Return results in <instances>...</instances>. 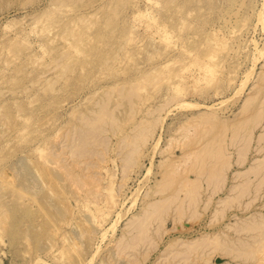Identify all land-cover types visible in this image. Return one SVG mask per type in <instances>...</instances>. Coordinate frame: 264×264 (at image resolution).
Wrapping results in <instances>:
<instances>
[{
  "label": "rangeland",
  "instance_id": "rangeland-1",
  "mask_svg": "<svg viewBox=\"0 0 264 264\" xmlns=\"http://www.w3.org/2000/svg\"><path fill=\"white\" fill-rule=\"evenodd\" d=\"M0 191V264H264V0H0Z\"/></svg>",
  "mask_w": 264,
  "mask_h": 264
},
{
  "label": "bare ground",
  "instance_id": "bare-ground-1",
  "mask_svg": "<svg viewBox=\"0 0 264 264\" xmlns=\"http://www.w3.org/2000/svg\"><path fill=\"white\" fill-rule=\"evenodd\" d=\"M133 93H134V92H133ZM129 94H130V93H129ZM131 97H132V96H131ZM125 98H126V97H125ZM127 98H128V97H127ZM129 99H130V98H129ZM250 100H251V99H250ZM248 101H249V100H248ZM247 103H248V102H247ZM248 104H249V103H248ZM102 107H103V105H102ZM103 108H104V107H103ZM104 110H105V109H103V111H104ZM105 111H106V110H105ZM110 112L113 113L112 111H110ZM104 113H105V112H103V113H99V114L101 115V114H104ZM99 114L96 113V115L100 116ZM108 114L110 115V113H108ZM108 114H107V115H108ZM107 115H106V116H107ZM98 116H97V117H98ZM106 116H105V117H106ZM112 116H113V115H112ZM97 117H96V118H97ZM109 117H111V115H110ZM109 117H108V118H109ZM98 118H99V117H98ZM101 118H102V121H103L104 116H101V117H100V120H101ZM108 118H107V119H108ZM258 118H259V117H258ZM262 118H263V116H262ZM94 119H95V117H94ZM107 119H106V120H107ZM110 119H112V118H110ZM91 120H92V118L90 119V122H91ZM100 120H99V121H100ZM104 120H105V119H104ZM112 120H113V119H112ZM250 120H251V119H250ZM255 120H257V119H255ZM259 120H260V119H259ZM88 121H89V120H88ZM92 121H94V120H92ZM96 121H97V120H96ZM102 121H101V122H102ZM87 123H89V122H87ZM91 123H92V122H91ZM94 123H95V122H94ZM97 123H98V122H97ZM92 124H93V123H92ZM88 125H89V124H88ZM94 125H95V124H94ZM89 126H90V125H89ZM90 127H91V126H90ZM96 127H97V126H96ZM97 128H98V127H97ZM94 129H95V127H94ZM90 130H91V128H90ZM91 131H92V130H91ZM94 131H95V130H94ZM84 133H85V131H84ZM90 133H91V132H90ZM86 134H87V132H86ZM88 134H89V133H88ZM94 134H95V133H94ZM81 135H82V134H81ZM89 136H91V135H89ZM234 137H235V136H234ZM237 137H238V136H237ZM238 138H239V137H238ZM244 139H245V138H244ZM247 139H248V138H247ZM83 140H84V139H83ZM3 142H4V141H3ZM245 143H246V142H245ZM210 144H211V143H210ZM212 144H213V143H212ZM247 144H248V143H247ZM213 146H214V145H213ZM205 147H206V146H205ZM215 147H216V146H215ZM243 148H244V147H243ZM73 149H74V148H73ZM220 150H222V149H220ZM220 150H219V151H220ZM210 151H211V150H210ZM73 152H75V151H73ZM73 152H72V153H73ZM203 152H204V151H203ZM216 152H217V151H216ZM220 152H221V151H220ZM240 152H241V151H240ZM72 153H71V154H72ZM76 153H77V152H76ZM79 153H80V152H79ZM79 153H77V154L79 155ZM217 153H218V152H217ZM217 153H216V154H217ZM223 153H224V152H223ZM198 154H199V153H198ZM202 154H203V153H202ZM241 154H242V153H241ZM245 154H246V152H245ZM206 156H207V155H206ZM217 156H218V155H217ZM208 157H209V156H208ZM221 157H222V156H221ZM197 158H199V157H197ZM210 158H212V157H210ZM239 158H240V157H239ZM204 160H205V159H204ZM197 161H198V160H197ZM201 161H203V160H201ZM243 161H244V160H243ZM195 163H197V162H195ZM195 163H194V164H195ZM201 163H202V162H200V164H201ZM228 163H229V162H228ZM204 164H205V163H204ZM226 164H227V162H226ZM196 165H197V164H196ZM201 165H202V167H203V163H202ZM210 165H211V164H210ZM218 165H219V163H218ZM228 165H229V164H228ZM213 166H214V164H213ZM215 166H217V165H215ZM215 166H214V167H215ZM220 166H221V165H220ZM220 166H217V167H220ZM222 166H223V165H222ZM229 166H230V165H229ZM229 166H228V167H229ZM257 166H258V165H257ZM204 167H205V166H204ZM199 168H200V167H199ZM210 168L213 169L211 166H210ZM211 169H210V170H211ZM221 169H222V168H221ZM216 170L219 171L218 168H217ZM259 170H262V168L259 169ZM197 171H198V170H197ZM200 171H202V170L200 169ZM202 172H204V171H202ZM214 172H215V171H214ZM216 172H217V171H216ZM253 172H254V171H253ZM209 173H210V171H209ZM212 173H213V171H212ZM217 173H218V172H217ZM221 173H222V172H220L219 175H221ZM240 174H241V173H240ZM201 175H202V174H201ZM242 175H243V174H242ZM221 176H222V175H221ZM210 177H212V176H210ZM219 177H220V176H219ZM219 177H217V178H219ZM23 178L25 179L26 177H23ZM208 178H209V177H208ZM215 178H216V177H215ZM205 179H206V178H205ZM185 180H187V179H185ZM216 180H217V179H216ZM24 181H25V180H23V182H24ZM220 181H221V180H220ZM222 181H223V180H222ZM186 182H187V181H186ZM193 182H194V181H193ZM218 182H219V181H218ZM20 183H21V182H20ZM20 183L18 184V186L20 185ZM190 183H192V182H190ZM25 184H26V182H25ZM246 184H247V183H246ZM2 185H4V183H3ZM183 185H184V184H183ZM190 185H191V184H190ZM6 186H7V185H6ZM8 186H9V185H8ZM16 186H17V185H16ZM20 186H21V185H20ZM25 186H26V185H25ZM10 187H11V186H10ZM238 187H239V186H238ZM1 188H2V187H1ZM3 188H4V187H3ZM7 188H8V187H7ZM17 188H19V187H17ZM21 188H22V187H21ZM26 188H27V186H26ZM26 188H25V189H26ZM183 188H184V187H183ZM25 189H24V190H25ZM236 189H237V188H236ZM246 189H247V188H246ZM21 190H22V189H21ZM14 191H15V190H14ZM233 191H234V190H233ZM243 191H244V190H243ZM243 191H242V192H243ZM245 191H246V190H245ZM0 192H1V191H0ZM15 192H18V191H15ZM21 192H23V193L20 194V195L22 196L21 198H23V197L25 196V195H24V191H21ZM25 192H26V191H25ZM245 193H246V192H245ZM15 194H17V193H15ZM25 194H26V193H25ZM191 194H192V193H191ZM192 195H193V194H192ZM3 196H4V195H3ZM17 196H18V195H17ZM236 196H237V195H236ZM239 196H240V195H239ZM5 197H6V196H5ZM240 197H241V196H240ZM240 197H239V198H240ZM19 198H20V197H19ZM19 198H16V201H18ZM239 198H238V199H239ZM6 199H7V198H6ZM177 199H178V198H177ZM190 199H191V198H190ZM192 199H193V198H192ZM192 199H191V201H192ZM0 200H1V199H0ZM2 200L6 201V200L4 199V197H3ZM21 200H22V199H21ZM21 200H20V201H21ZM234 200H235V199H234ZM172 201H173V200H172ZM193 201H195V199H193ZM229 201H231V199H230ZM255 201H256V200H255ZM189 202H190V201H189ZM195 202H197V201H195ZM181 204H182V203H181ZM250 204H251V203H250ZM1 205H2V204L0 203V206H1ZM6 209H8V208H6ZM180 209H181V208H180ZM17 210H18V209H16V211H17ZM24 210H25V209H23V211H24ZM180 211H181V210H180ZM5 212H6V210H5ZM5 212H4V213H5ZM7 212H8V211H7ZM182 212H183V211H182ZM6 214H7V213H6ZM26 214H27V213H26ZM30 214H31V213H29V215H30ZM257 214H258V213H257ZM4 215H5V214H4ZM179 215H180V214H179ZM261 215H262V214H261ZM254 216H255V215H254ZM257 216H258V215H257ZM0 217H1V216H0ZM3 217H4V216H3ZM5 218H6V217H5ZM262 219H263V218H262ZM262 219H261V220H262ZM3 220H4V219H3ZM5 221H6V220H5ZM256 221H257V220H256ZM1 222H2V221H1ZM3 222H4V221H3ZM3 222H2V225H3ZM261 222H263V221H261ZM4 226H5V225H4ZM11 226H12V225H11ZM257 226H259V225H257ZM1 227H3V226H1ZM245 228H246V227H245ZM249 228H250V227H249ZM255 228H256V227H255ZM258 228H260V227H258ZM252 229H253V228H252ZM257 230H258V229H257ZM259 230H261V229H259ZM248 231H249V230H248ZM251 231H252V230H251ZM253 231H254V230H253ZM10 232H11V231H9V233H10ZM146 232H147V231H146ZM146 232H145V233H146ZM12 233H13V232H12ZM12 233H11V234H12ZM13 235H14V234H13ZM145 235H146V234H145ZM202 241H203V240H202ZM195 242H196V241H195ZM204 243H205V242H204ZM196 244H197V243H196ZM199 244H200V243H199ZM200 245H201V244H200ZM189 247H190V246H189ZM255 250H256V252H257V249H254L252 252H255ZM241 252H242V251H241ZM244 253H245V254H244ZM244 253H243V255L245 256L247 253H246V252H244ZM250 253H251V252H250ZM253 254H256V255H257V253H253ZM238 255H239V254H238ZM250 256H254V255L250 254L249 257H250ZM210 258H211V257H210ZM251 258H253V257H251ZM247 259H248V257H247ZM256 259H257V258H256ZM256 259H255V260H256ZM65 260H66V259H65Z\"/></svg>",
  "mask_w": 264,
  "mask_h": 264
}]
</instances>
